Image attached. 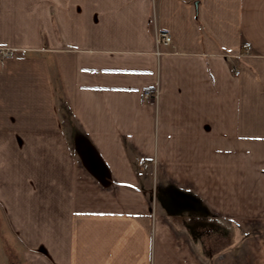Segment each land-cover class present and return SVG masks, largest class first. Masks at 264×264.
I'll use <instances>...</instances> for the list:
<instances>
[{"label": "crops", "instance_id": "1", "mask_svg": "<svg viewBox=\"0 0 264 264\" xmlns=\"http://www.w3.org/2000/svg\"><path fill=\"white\" fill-rule=\"evenodd\" d=\"M0 47V264H264V0H0Z\"/></svg>", "mask_w": 264, "mask_h": 264}, {"label": "built area", "instance_id": "2", "mask_svg": "<svg viewBox=\"0 0 264 264\" xmlns=\"http://www.w3.org/2000/svg\"><path fill=\"white\" fill-rule=\"evenodd\" d=\"M154 41L156 45L155 52L159 55L162 51L159 48L160 45H169L172 43L173 39L170 33L164 30H156L154 33ZM249 52V46H247L242 52L237 56L226 55V58L232 62V68L235 75L239 73V61L238 57L243 56L245 53ZM26 53L25 49L17 47H0V63L6 58L15 55H24ZM143 98L146 101H156L158 98V87L148 88L143 91ZM142 165H145V162H141ZM159 185V183H156Z\"/></svg>", "mask_w": 264, "mask_h": 264}, {"label": "rangeland", "instance_id": "3", "mask_svg": "<svg viewBox=\"0 0 264 264\" xmlns=\"http://www.w3.org/2000/svg\"><path fill=\"white\" fill-rule=\"evenodd\" d=\"M205 223H206V226H205L206 228H204V231L206 232V234L204 235V239H202V241L204 240L207 245H215V244L217 245L218 244L217 238L219 236H222L221 233L223 232V230H219V229L222 228V226H225V225H228V224L224 223L220 219L210 220L209 222H205ZM214 231H216L220 235L216 234V233H215V235H213ZM227 234H228V232L225 231V237L227 236ZM220 240L223 242V241L226 240V238L225 239H220ZM1 251L4 252L5 250L2 249ZM8 252H10V251L6 250L4 252V255H6L5 257H9L10 256Z\"/></svg>", "mask_w": 264, "mask_h": 264}]
</instances>
